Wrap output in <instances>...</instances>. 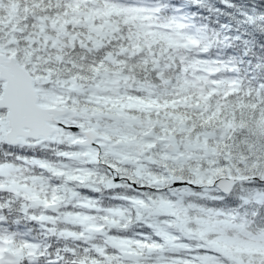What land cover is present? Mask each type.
Listing matches in <instances>:
<instances>
[{"label":"trees","instance_id":"obj_1","mask_svg":"<svg viewBox=\"0 0 264 264\" xmlns=\"http://www.w3.org/2000/svg\"><path fill=\"white\" fill-rule=\"evenodd\" d=\"M162 1L163 3L188 1L191 4L190 0ZM198 3L199 8L205 11L208 7L216 9L218 17L216 25L222 26L225 31L238 37L237 58L241 60L242 54L243 59L251 65L253 72L259 70L262 76L264 74V0H198ZM67 9H74V7L61 0H0V42L5 43L6 40L12 38L17 41V50L22 49L19 52L14 48L16 56L18 54L17 58L23 63L37 64L40 70H45V75H50L49 79L53 82L56 81L54 75L60 71L61 77H74L76 81L91 83L97 77L99 69L95 64L96 57L103 59L107 53H110L111 59L114 61L112 68L117 71L108 67L107 71L109 73L122 71L131 76L136 84L144 85V82H149L150 89L146 90L153 92L150 96L153 101L149 103V115L153 118H160L159 123L165 124L168 131L176 134L177 139H180L187 128L191 127L194 128L189 131L191 135L201 133V131H217V133L230 131V135L227 133L222 135L224 138L221 140H224L223 146L226 150L221 151L224 152L223 157L220 159V164L215 165V169L223 172L220 175H226L227 172L231 176H252L261 181L243 183L244 190L242 191L246 199L242 195L240 200L237 195L221 197L217 193L213 199L205 200L207 201L205 207L212 209L235 208L240 203L246 208L250 207L251 211L245 212L249 223L248 225L244 223L242 228H248L249 232L256 234L257 240L263 243L261 247H258L257 254H252L253 258L264 256V228H256L254 231L255 224L252 223L254 220L259 222L261 218H264V98L262 96L264 95V85H259L258 91L251 94L248 93L246 86L237 85L234 88H226L222 97L209 96L205 98L199 93L192 95L187 81L179 74V67L175 66L173 62L164 64L162 67L159 66V70H156L153 69L155 66L149 62L129 60L125 52L117 53V48H92L98 55L93 52L89 54L83 51L86 48L76 46L74 41L71 43V48H65L67 50L58 53V43L56 44L53 40H44L46 36H63L64 38L66 35L83 36L85 33H89L88 19L82 20L84 25L78 28H72L69 24L65 26V23H61V26H65L64 30L58 26L60 22L58 18L62 17L63 21L69 19L71 23L75 20L73 16L65 14ZM203 10L199 11L205 13ZM81 18L83 19V16ZM90 20L94 22L95 18H90ZM30 43H32V47L28 48ZM27 48L30 49V52ZM87 50L91 52L90 49ZM9 51H13V48ZM141 88L144 89L143 86ZM138 90L140 91L139 88ZM181 125H184L185 131L180 132L179 126ZM0 149H6V146L0 145ZM192 166L187 162L171 158L166 164L168 171L166 174L171 172L172 175L177 174L188 178L183 173H189ZM198 168H200L199 165ZM201 169L203 168L201 167ZM242 172L250 174L244 175L241 174ZM254 195H258L260 198H256ZM241 212H244L243 209ZM38 214L39 210L33 209L32 213L26 211L18 214L17 218L24 222V227H30L32 231L40 233L43 238L40 240L41 243L47 240L46 235H52L54 239L81 244L75 234H72V237L68 233L73 229L77 231V226L71 222H63L53 215L45 214L40 218L37 216ZM46 220L51 222H46ZM245 222H247L246 219ZM47 226L51 228L47 229ZM127 235L126 233L125 236ZM15 244H18L17 239H15ZM43 244L48 246V243ZM59 245L63 247V244ZM255 248H257L256 245L250 246L249 252L256 251ZM105 250L108 254L112 252L109 245ZM66 252L64 249L62 255L59 256L62 258ZM83 252L85 253V251ZM51 253L48 249L46 254L39 255L38 264H48V262L49 264H58L59 256L51 258ZM106 258L107 256L101 259Z\"/></svg>","mask_w":264,"mask_h":264},{"label":"snow or ice","instance_id":"obj_2","mask_svg":"<svg viewBox=\"0 0 264 264\" xmlns=\"http://www.w3.org/2000/svg\"><path fill=\"white\" fill-rule=\"evenodd\" d=\"M11 46V44L6 46L5 43L0 42V126L28 127L25 122L38 123L44 116L36 109L29 92L30 87H37L31 79L33 74L28 72L27 67L21 69L17 61L10 59L11 53L8 49ZM26 72L28 75H25ZM122 115L119 110L113 112L112 122L104 126L89 124L87 121L70 123L63 119L51 121V123L63 129L69 137L83 136L86 140L97 142L105 155L115 161L113 163L115 171H120L121 165H127L130 175L140 176L143 174L140 157L144 153L146 139L141 134L143 127L128 118L121 119ZM26 139L35 140L36 137ZM117 141L120 142L119 145ZM5 143L12 147L17 146L11 140L4 139L3 133L0 132V145ZM10 171L12 173L10 179H18L16 174L19 169L13 166ZM68 178L69 180L78 179L72 175ZM191 183L192 181L183 179L172 181L174 185H190ZM108 186L116 185L109 181ZM224 190L227 192L228 189L224 188ZM170 191L174 189L170 188ZM53 199L57 197L54 196ZM166 200L167 197H162L158 201H153L147 196L132 198L138 213L136 219L144 223L146 228L151 229L159 239L154 240L143 232L139 234L141 237L139 240L131 238L116 240L109 237L111 254H108L104 248L89 249L86 250L83 258L77 261V264H236L235 260L216 246L217 236L222 233L213 231V226L217 229L222 227L219 223L220 218L225 216L222 211H208L200 208L196 214H190L192 205L185 207L182 200L175 203H163ZM161 214H163L162 218ZM116 215L122 216L123 213H116ZM225 218L230 217L225 216ZM81 220L86 225L95 223L91 217H82ZM252 223L255 224L256 221ZM6 224L7 217L3 215V205H0V264H23L22 260L13 256L10 251H5L7 248L16 247L15 234L2 227ZM106 224L111 227L113 221L106 220ZM96 230L99 231L98 228ZM87 238L86 236L85 239ZM7 241L13 243H7ZM71 254L75 255L74 250ZM105 256L107 258L102 260L101 258ZM245 262L246 264H264V256L246 257Z\"/></svg>","mask_w":264,"mask_h":264},{"label":"clouds","instance_id":"obj_3","mask_svg":"<svg viewBox=\"0 0 264 264\" xmlns=\"http://www.w3.org/2000/svg\"><path fill=\"white\" fill-rule=\"evenodd\" d=\"M111 160V158H109ZM112 163H115V161L111 160ZM221 163H223V161H221ZM124 165H121V167H123ZM91 167H93L94 169H97L100 172H106L109 173L111 175V170L108 169L107 167L104 166H97V165H92ZM241 174L244 175H249L250 173L248 172H242ZM183 175L187 176L189 179H196L195 176H192L190 173L188 172H184ZM233 175H236V173H233ZM207 179V177H206ZM217 185L215 187H211L208 185H205L204 187H199L200 192L202 193H207L210 195H214L216 196L218 191L217 188L219 187L220 183H225V186H227L226 182L223 180V178L221 177H217ZM256 180L261 181L259 178H256ZM175 186H179V184H176ZM193 186V188L195 189L197 186L196 185H191ZM244 186L241 183H235L232 188L231 191L228 193H231L233 195V197H235L236 195H243V190ZM172 199H176V197H170ZM195 197H186L185 198V203L194 201ZM196 203H200V204H204L207 203V201H195ZM241 209H243L244 212H250L251 208H246L243 204L241 205ZM256 228H264V218H261L259 222L255 223V227L253 228V230L255 231ZM51 241L52 246H55V244L59 243V244H63L65 248H68L69 251L66 252V254L63 255V257L61 258V260L59 261V264H73L74 261H78L79 259L83 258L84 256V252L81 251V246L77 245L74 241L73 242H67V241H62L59 239H52L49 238L48 240H44L42 241L43 243H49ZM58 250V248L56 249V251ZM74 250L75 255L71 254L72 251ZM49 264V262H48Z\"/></svg>","mask_w":264,"mask_h":264},{"label":"rangeland","instance_id":"obj_4","mask_svg":"<svg viewBox=\"0 0 264 264\" xmlns=\"http://www.w3.org/2000/svg\"><path fill=\"white\" fill-rule=\"evenodd\" d=\"M121 118H126V117H121ZM208 136H210L209 134H208ZM197 137H200V135H198ZM199 146V145H198ZM205 146V145H204ZM203 146V147H204ZM202 147V148H203ZM254 197H256V198H258L259 196L258 195H254ZM220 225L222 226L221 228H219V229H217L215 226H213V231H219V232H221L222 234L220 235V241L222 240V241H226V242H228L230 245H235V244H238L239 245V247L241 248V246H249L250 245V243H252L253 245L255 244V245H257L258 244V240L257 239H254L253 238V241H248V240H251V238L249 237V238H246V239H244V240H241V239H231V238H229V237H227L225 234H223V228L225 227V225L223 224V223H220ZM241 233V232H240ZM254 241H256L257 243H255ZM249 254H252L253 253V251H251V252H248ZM234 260H235V262H236V264H240V260H239V258H233Z\"/></svg>","mask_w":264,"mask_h":264},{"label":"water","instance_id":"obj_5","mask_svg":"<svg viewBox=\"0 0 264 264\" xmlns=\"http://www.w3.org/2000/svg\"><path fill=\"white\" fill-rule=\"evenodd\" d=\"M223 180L226 182L227 186H225V183H220L219 188L223 192H225L224 188H227L228 190L225 193H228L230 191L231 187L233 186V184L238 181L236 179H225V178H223Z\"/></svg>","mask_w":264,"mask_h":264}]
</instances>
